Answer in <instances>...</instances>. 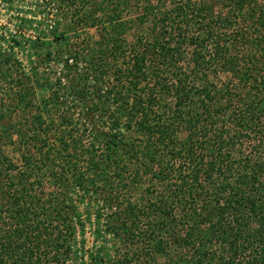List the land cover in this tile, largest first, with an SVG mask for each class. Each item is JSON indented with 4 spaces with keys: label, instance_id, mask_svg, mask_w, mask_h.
<instances>
[{
    "label": "trees",
    "instance_id": "1",
    "mask_svg": "<svg viewBox=\"0 0 264 264\" xmlns=\"http://www.w3.org/2000/svg\"><path fill=\"white\" fill-rule=\"evenodd\" d=\"M54 3L71 17L88 6L96 52L56 34ZM130 3L152 28L121 63L117 11ZM39 6L67 48L51 85L0 51V264H77L78 200L91 194L129 248L93 264H264V2L42 0L32 14ZM14 136L19 166L1 148ZM142 181L144 196L129 200Z\"/></svg>",
    "mask_w": 264,
    "mask_h": 264
},
{
    "label": "rangeland",
    "instance_id": "2",
    "mask_svg": "<svg viewBox=\"0 0 264 264\" xmlns=\"http://www.w3.org/2000/svg\"><path fill=\"white\" fill-rule=\"evenodd\" d=\"M10 3L0 0V51H5L8 54L14 56L19 63H21V68L24 72L32 74L35 78H38L42 83L53 84L55 78L60 74L61 65L58 64L55 58L57 52H64L67 48L65 41L61 40L59 43L55 42L53 39V34L48 33L47 22L42 20V6H39V13L32 14L35 10H38L36 4H41L42 0H10ZM56 2V0H48ZM264 2V0H262ZM102 2V1H101ZM167 2V1H166ZM45 3V1H44ZM55 8L57 7L58 12V24L56 34L66 32L67 43L71 45L76 42L77 50L82 51V54H90L89 49L96 52L97 43L100 40V35L98 29L91 24V21L85 17L83 13L87 11V7L82 9L79 16L71 17L70 11H67L66 6H59L58 3H54ZM113 6V5H111ZM107 7V6H106ZM171 6L165 3L162 4L161 12H165L166 8ZM112 8V7H111ZM31 10V11H30ZM140 9H137V5L130 3L128 7H121L117 11L119 14V22L124 25L125 30L120 31V42L123 48L126 50L120 55L119 60L121 63L130 60V49L136 45L139 38L149 39L152 23L151 18L146 19V22L140 23L138 19ZM159 11V10H157ZM31 12V13H29ZM37 12V11H36ZM112 12V11H111ZM157 13V12H156ZM104 11L96 12L93 23L99 24L100 21L95 22L97 19L104 18ZM102 17V18H101ZM24 20V21H23ZM31 20V21H29ZM31 22V23H29ZM29 23V24H27ZM49 24V23H48ZM41 31V41L31 44V42L24 41V39H35L37 32ZM14 40H19L20 45H16ZM23 40V41H22ZM85 44V45H84ZM68 45V46H69ZM47 51L52 52L51 62L44 63L42 59ZM93 52V53H94ZM95 54V53H94ZM124 55V56H123ZM85 63L81 64L80 70H83ZM6 71V69H4ZM3 70V71H4ZM12 73V71H9ZM35 74H37L35 76ZM7 75V74H6ZM49 90L47 87L37 88L36 96L37 98H45L48 96ZM20 118L22 115L20 114ZM18 117V119H20ZM16 118V121L18 120ZM75 119H78L75 116ZM137 134H129L130 140H133ZM178 137L183 140L185 137L184 132H179ZM2 153L16 166L21 165L20 151L18 150V141L16 136L12 138V142L8 141L7 145L1 146ZM10 174H16L15 171L10 172ZM145 183L142 181L141 186L136 185L137 189L135 191L125 192V196L131 201H139L143 196V190ZM144 185V186H142ZM84 195H78L79 198ZM80 202L79 208L83 214L82 220L84 223V230L80 231L78 229L76 234V241L73 243V261L77 264H93V256L100 253V257L115 255H121L126 253L127 247H124L123 243H119L118 240L112 237V235L106 230V215L107 211L101 203V198L96 197L93 194L90 197H83V200H78ZM99 210L100 217H96L97 211ZM132 248V246H130ZM120 253H118V250ZM157 256V262L166 263L160 256Z\"/></svg>",
    "mask_w": 264,
    "mask_h": 264
}]
</instances>
